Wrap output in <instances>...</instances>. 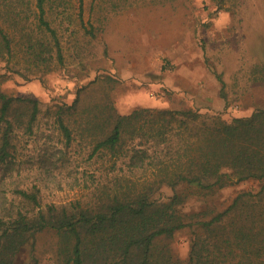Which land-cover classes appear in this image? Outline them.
<instances>
[{
  "label": "trees",
  "instance_id": "trees-1",
  "mask_svg": "<svg viewBox=\"0 0 264 264\" xmlns=\"http://www.w3.org/2000/svg\"><path fill=\"white\" fill-rule=\"evenodd\" d=\"M76 1L85 26V0ZM143 1L92 0L90 8L104 3L117 11ZM69 8L72 0H0V60L9 67L22 52L40 77L62 66L55 22L59 16L73 22ZM96 28L91 23L88 32ZM15 62L0 72V169L7 172L18 131L32 134L42 112L37 97L2 89L14 72L36 75L27 61ZM81 100L78 90L54 112L69 142L74 129L89 138L96 164L89 191L70 205H43L37 185L16 186L0 207V264H16L27 246L39 264L34 252L44 231L56 233L63 264H264V107L228 118L196 107L122 113L108 100L82 108L87 113L76 124L70 118ZM249 182L257 186L239 191L226 207L214 201L225 187ZM164 188L171 194L162 196ZM182 230L190 233L184 258L170 242Z\"/></svg>",
  "mask_w": 264,
  "mask_h": 264
},
{
  "label": "rangeland",
  "instance_id": "rangeland-1",
  "mask_svg": "<svg viewBox=\"0 0 264 264\" xmlns=\"http://www.w3.org/2000/svg\"><path fill=\"white\" fill-rule=\"evenodd\" d=\"M91 1L85 0L87 26L77 17L76 0L75 8L68 9L73 22L56 18L62 66L40 77L22 52L9 67L0 60V72L18 67L15 61L31 65L35 76L14 72L1 87L37 97L42 110L34 132L18 131L15 137L13 169H0V207L10 203L19 184L37 185L43 205H70L86 196L96 166L89 157V138L74 129L69 142L54 112L59 104L72 103L78 90L80 109L70 118L76 124L82 108L108 100L122 113L137 107H196L228 118L264 107V0H146L117 11L104 3L91 9ZM91 23L97 26L95 35L88 32ZM253 185L225 187L214 201L224 208ZM170 194L163 189L162 196ZM189 237L182 230L170 240L182 258L188 255ZM57 243L56 233L39 234L34 252L39 264H63ZM30 248L18 254L16 264L35 263Z\"/></svg>",
  "mask_w": 264,
  "mask_h": 264
},
{
  "label": "crops",
  "instance_id": "crops-1",
  "mask_svg": "<svg viewBox=\"0 0 264 264\" xmlns=\"http://www.w3.org/2000/svg\"><path fill=\"white\" fill-rule=\"evenodd\" d=\"M251 111L250 110H247V111H244L243 114H249Z\"/></svg>",
  "mask_w": 264,
  "mask_h": 264
}]
</instances>
